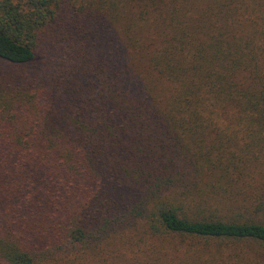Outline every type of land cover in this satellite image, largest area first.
I'll return each instance as SVG.
<instances>
[{
    "label": "trees",
    "instance_id": "16d2710c",
    "mask_svg": "<svg viewBox=\"0 0 264 264\" xmlns=\"http://www.w3.org/2000/svg\"><path fill=\"white\" fill-rule=\"evenodd\" d=\"M6 264H264V0H0Z\"/></svg>",
    "mask_w": 264,
    "mask_h": 264
},
{
    "label": "rangeland",
    "instance_id": "374dc122",
    "mask_svg": "<svg viewBox=\"0 0 264 264\" xmlns=\"http://www.w3.org/2000/svg\"><path fill=\"white\" fill-rule=\"evenodd\" d=\"M0 264H6V262L0 258ZM45 264H47V263H45Z\"/></svg>",
    "mask_w": 264,
    "mask_h": 264
}]
</instances>
